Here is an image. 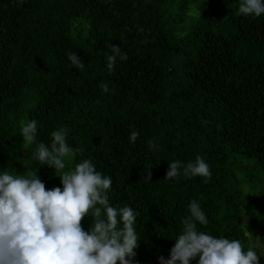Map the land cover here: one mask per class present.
I'll return each mask as SVG.
<instances>
[{
    "label": "trees",
    "instance_id": "16d2710c",
    "mask_svg": "<svg viewBox=\"0 0 264 264\" xmlns=\"http://www.w3.org/2000/svg\"><path fill=\"white\" fill-rule=\"evenodd\" d=\"M238 9L239 0H0V172L37 171L51 189L90 160L113 180L110 204L137 213V264L168 256L193 201L208 219L198 231L238 240L264 264V218H246L252 195L264 205V15ZM111 45L128 59L109 71ZM31 120L36 142L25 149ZM61 128L73 156L56 173L33 153ZM196 156L207 182L163 179L168 162ZM91 222L90 210L82 225Z\"/></svg>",
    "mask_w": 264,
    "mask_h": 264
},
{
    "label": "clouds",
    "instance_id": "9594fccd",
    "mask_svg": "<svg viewBox=\"0 0 264 264\" xmlns=\"http://www.w3.org/2000/svg\"><path fill=\"white\" fill-rule=\"evenodd\" d=\"M23 4L26 0H16ZM238 14L253 18L264 15V0H239ZM107 68L114 70L117 59L126 61L118 45H111ZM73 67H84L82 58L72 52L68 56ZM107 93V84L101 85ZM37 121L21 126L22 146L36 142ZM139 133L132 131L129 142ZM50 146L39 143L33 153L41 165L55 169L66 168V160L73 156L63 128L51 133ZM150 149L156 147L149 141ZM151 171L147 179L151 181ZM60 184L46 189L37 171L27 177L0 172V264H136L135 256L141 235L136 232L137 213L129 206H112L109 192L113 180L97 171L90 160L65 171ZM211 178L209 164L196 156L194 161L168 162L164 180L178 177ZM86 230L82 220L89 217ZM190 216L182 221L183 229L174 239L167 257H158L159 264H260L261 256L249 248L244 250L238 240L217 238L197 230V223L207 225L208 219L198 202L189 204Z\"/></svg>",
    "mask_w": 264,
    "mask_h": 264
},
{
    "label": "rangeland",
    "instance_id": "374dc122",
    "mask_svg": "<svg viewBox=\"0 0 264 264\" xmlns=\"http://www.w3.org/2000/svg\"><path fill=\"white\" fill-rule=\"evenodd\" d=\"M261 195H252L250 197L251 201H255L254 205L253 202H248L250 211L246 212V218L251 219V217L254 215L256 219L264 218V205L262 204V201H259ZM258 200V201H256ZM252 205V206H251ZM253 214V215H252ZM261 220V219H259ZM248 236L251 237L255 234L254 230L247 232Z\"/></svg>",
    "mask_w": 264,
    "mask_h": 264
},
{
    "label": "water",
    "instance_id": "95a60500",
    "mask_svg": "<svg viewBox=\"0 0 264 264\" xmlns=\"http://www.w3.org/2000/svg\"><path fill=\"white\" fill-rule=\"evenodd\" d=\"M137 264V263H136Z\"/></svg>",
    "mask_w": 264,
    "mask_h": 264
}]
</instances>
